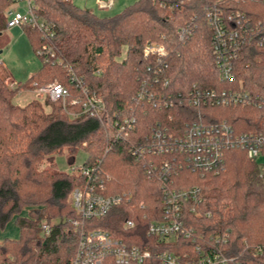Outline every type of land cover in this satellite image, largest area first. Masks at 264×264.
I'll return each mask as SVG.
<instances>
[{
	"label": "trees",
	"instance_id": "trees-1",
	"mask_svg": "<svg viewBox=\"0 0 264 264\" xmlns=\"http://www.w3.org/2000/svg\"><path fill=\"white\" fill-rule=\"evenodd\" d=\"M32 2L38 16L53 27L55 37L48 40L31 26L23 27L24 33L34 52L51 45L61 64L42 59L40 70L24 86L57 81L78 96V89L70 81L72 69L88 88L102 96L111 114H122L132 104L141 80L150 75L144 47L149 42H162L169 57L161 78L170 81L171 91L185 92L193 84L225 87L215 66L202 3L192 1L163 9L155 0H138L118 15L99 17L71 0ZM226 3L230 10L240 11L251 21L264 22V0ZM11 4L10 0H0L1 36ZM195 15H200L199 28L189 38L180 40L177 32ZM235 75L238 83L264 101V44L244 49L236 62ZM7 79V72L0 67V227L15 218L20 236L0 244V264H71L78 242L72 226L77 214L71 194L86 182L74 172L40 169L50 155L60 154L65 148L72 157L83 149L88 153L85 167L100 166L112 177L108 194L131 192L134 202L146 204V210L133 215L126 206L115 208L91 228L106 229L122 238L135 236V240L128 241L151 251L158 247L177 254L192 253L190 242L159 244L148 236L147 225L154 216L159 218L162 214L163 199L159 188L147 181L142 165L125 143L110 141L96 119L70 118L59 103L51 102L56 109L52 107L54 112L50 114L38 101H30L24 108L16 105L14 99L19 90L9 88ZM203 112L208 119L226 120L239 133L264 134V107L205 108ZM194 113L189 108L172 109L159 115L149 111L139 117L143 125L159 118L163 124L182 126ZM170 117L173 122H169ZM108 144L111 149L106 152ZM175 181L177 188L199 186L202 190L203 204L197 214L189 217V226L204 238L200 245L211 241L215 244L216 237L227 236V245L221 248L237 259L233 264H264V250L259 251L264 249V161L251 160L246 153L233 150L226 155L223 173L201 178L187 171ZM25 211L27 216H23ZM129 218L135 219L136 228L125 232L123 224ZM53 220L60 222L52 225L48 234L42 233L44 221Z\"/></svg>",
	"mask_w": 264,
	"mask_h": 264
},
{
	"label": "built area",
	"instance_id": "built-area-1",
	"mask_svg": "<svg viewBox=\"0 0 264 264\" xmlns=\"http://www.w3.org/2000/svg\"><path fill=\"white\" fill-rule=\"evenodd\" d=\"M10 1H26L28 10L22 14L10 7L5 13L7 30L31 26L46 39H54L53 27L38 16L32 0ZM155 1L163 9L192 1L203 4L211 32L212 55L219 80L225 87L203 88L193 84L185 92L171 91L170 81L161 78L168 67L169 57V51L162 42H149L144 47V59L150 61V75L141 80L132 104L122 114H111L102 96L88 88L72 69H69L70 81L78 89V96L57 81L43 86L33 83V87L38 95L59 103L70 118L88 116L96 119L110 141L126 144L129 153L142 165L147 181L159 188L163 199L162 214L159 218L154 216L147 225L148 236L159 244H178L179 240L190 242L193 251L177 254L161 251L158 247L151 251L128 241L135 240V236L122 238L106 229L91 228L93 223L104 220L115 208L126 206L129 214L133 215L146 210V204L134 202L131 192L108 194L112 177L105 174L100 166L93 168L82 165L76 174L83 177L86 183L75 188L71 194L72 206L77 214L72 226L78 240L71 264H147L151 261L159 264H233L237 260L221 248L227 245V236L221 239L216 237L215 244L212 241L204 246L199 244L204 238L189 226V217L197 214L203 204L202 190L199 186L177 188L175 180L187 171L201 178L223 173L226 155L233 150L246 153L251 160L262 157L263 133H239L226 120L208 119L203 109L264 107V101L238 83L235 75L236 62L244 49L264 44V22H253L240 11L230 10L226 3L228 0ZM97 3L102 9H108L114 5V0H98ZM199 16L191 17L179 29L177 37L180 40L189 38L199 28ZM37 54L45 62L55 64L57 61L51 45L38 49ZM188 108L195 115L185 120L182 126L163 124L159 118L149 125H143L139 117L140 114L145 117L149 111L159 115L166 110ZM173 121V117H170L169 122ZM110 149L108 144L106 152ZM143 218L146 220V215ZM51 226L44 223L42 229L48 234ZM135 228L134 218L125 220V232L134 231ZM263 250L259 249L260 252Z\"/></svg>",
	"mask_w": 264,
	"mask_h": 264
},
{
	"label": "rangeland",
	"instance_id": "rangeland-1",
	"mask_svg": "<svg viewBox=\"0 0 264 264\" xmlns=\"http://www.w3.org/2000/svg\"><path fill=\"white\" fill-rule=\"evenodd\" d=\"M76 6L93 11L99 17H113L120 14L127 6L135 4L138 0H114V5L108 9H102L98 0H71ZM108 2V0H102ZM11 8L25 14L28 10L26 1H19L11 4ZM27 35L24 33L23 27L5 30L3 35H0V67L5 69L9 79L6 84L11 89H18L19 94L14 99V103L20 107L27 105L30 101H38L43 107L45 113L54 112L52 107L54 102L45 98L43 95H38L36 88L24 86L28 79L38 72L42 66V58L34 52ZM125 58L126 49L122 51ZM43 86V85H40ZM52 102V103H51ZM55 108V107H54ZM56 109V108H55ZM76 156L72 157L67 148L63 149L62 153L49 156L40 167L41 170L48 169L50 171H60L64 173H78L82 165L87 161L88 156L83 149L78 150ZM260 162L264 161L263 157L259 158ZM27 211L23 216H27ZM59 220H53L48 225H58ZM43 223V224H44ZM15 218L8 221L4 228L0 227V244L5 239H18L20 236L19 229L16 225ZM42 233L45 231L42 229Z\"/></svg>",
	"mask_w": 264,
	"mask_h": 264
}]
</instances>
